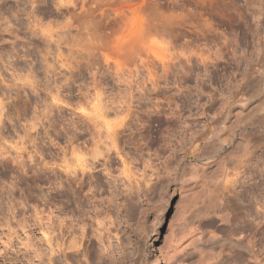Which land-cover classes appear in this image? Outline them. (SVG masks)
Masks as SVG:
<instances>
[{
    "label": "rangeland",
    "instance_id": "obj_1",
    "mask_svg": "<svg viewBox=\"0 0 264 264\" xmlns=\"http://www.w3.org/2000/svg\"><path fill=\"white\" fill-rule=\"evenodd\" d=\"M54 2L33 4L41 37L0 0V264H63L47 233L80 237L72 264H247L241 240L264 252V130L248 155L223 133L231 145L199 160L212 114L170 113L174 0ZM230 151L242 162L225 167Z\"/></svg>",
    "mask_w": 264,
    "mask_h": 264
},
{
    "label": "bare ground",
    "instance_id": "obj_2",
    "mask_svg": "<svg viewBox=\"0 0 264 264\" xmlns=\"http://www.w3.org/2000/svg\"><path fill=\"white\" fill-rule=\"evenodd\" d=\"M35 1L16 0L15 8L8 6L6 10L14 13L12 16L18 21L15 23L18 30L24 26L25 22H20V17L25 15V27L30 30V35L40 33L42 37L50 29L43 25L42 17L34 12ZM54 1L59 11L62 5L59 0ZM25 3H29L30 7L32 5L29 11ZM192 4L197 11L192 9ZM172 15L174 51L170 65V113L181 119L183 126H187L191 120L196 121L198 116L208 117L212 114L210 120L202 125L203 129L195 133V145L191 152L193 158L204 160L225 151L230 143L220 139L223 133H228L232 139L243 137L246 146L242 147L246 149L247 155L250 154V145L254 143V128L264 130V0H174ZM25 51L23 54H28ZM111 127L105 131L115 147L119 131ZM231 151L220 159L224 166L242 162V158L233 156ZM79 160L83 162V159ZM56 231L61 235L74 234L65 228ZM44 238L50 252L49 262L55 261L54 246L63 264H70L68 261L72 258L74 260V256L80 253V237L75 240V235H72L67 239V244L63 240L58 242L57 237L48 233ZM231 246L236 248L239 256H248V263L264 264V258L259 253L263 252V247L257 251L253 242L242 240L232 242Z\"/></svg>",
    "mask_w": 264,
    "mask_h": 264
},
{
    "label": "snow or ice",
    "instance_id": "obj_3",
    "mask_svg": "<svg viewBox=\"0 0 264 264\" xmlns=\"http://www.w3.org/2000/svg\"><path fill=\"white\" fill-rule=\"evenodd\" d=\"M59 2L62 6L65 4V0H59ZM85 3H87V0H85Z\"/></svg>",
    "mask_w": 264,
    "mask_h": 264
}]
</instances>
